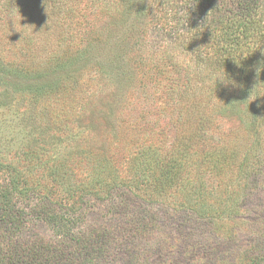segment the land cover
Returning a JSON list of instances; mask_svg holds the SVG:
<instances>
[{"label":"rangeland","instance_id":"374dc122","mask_svg":"<svg viewBox=\"0 0 264 264\" xmlns=\"http://www.w3.org/2000/svg\"><path fill=\"white\" fill-rule=\"evenodd\" d=\"M171 1L0 0V264H76L29 210L94 192V264H264V92Z\"/></svg>","mask_w":264,"mask_h":264},{"label":"trees","instance_id":"16d2710c","mask_svg":"<svg viewBox=\"0 0 264 264\" xmlns=\"http://www.w3.org/2000/svg\"><path fill=\"white\" fill-rule=\"evenodd\" d=\"M171 4L176 5L168 18L174 23L171 30H177L182 25L181 28L188 34L189 46L199 50V54L203 46L213 45L218 57L216 65H232L237 73L242 74L240 86L246 92V97L253 93L258 95L260 89L264 92V82L261 80L264 72V0H172ZM132 7L134 5L128 9ZM136 8H140L135 9L137 15H150L146 13V6ZM247 156L246 159L249 158ZM10 189L16 193L18 182L15 184L11 180ZM27 198L31 196L27 194ZM39 201L29 210V217L53 225L56 233L68 239L73 245L72 257L76 264L101 261L103 234L99 230V234L86 235L79 228L86 220L85 211L100 206L99 194L94 192L85 197L79 196L76 210L73 207L67 211L51 209L50 206L54 207L55 203L44 198ZM112 207L114 209L116 206L113 204ZM252 251L263 259L264 242L254 245Z\"/></svg>","mask_w":264,"mask_h":264},{"label":"clouds","instance_id":"9594fccd","mask_svg":"<svg viewBox=\"0 0 264 264\" xmlns=\"http://www.w3.org/2000/svg\"><path fill=\"white\" fill-rule=\"evenodd\" d=\"M223 76H224V79H221L219 76H216V77H215V83H216L217 81H221V82L227 83L226 81H229V80H228V78H227L225 72L223 73Z\"/></svg>","mask_w":264,"mask_h":264}]
</instances>
